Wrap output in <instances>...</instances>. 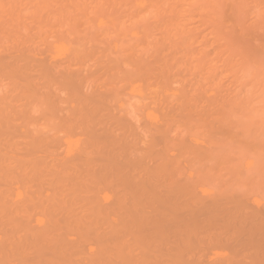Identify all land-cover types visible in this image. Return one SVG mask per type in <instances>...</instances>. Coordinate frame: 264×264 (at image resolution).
Wrapping results in <instances>:
<instances>
[{
  "label": "rangeland",
  "instance_id": "rangeland-1",
  "mask_svg": "<svg viewBox=\"0 0 264 264\" xmlns=\"http://www.w3.org/2000/svg\"><path fill=\"white\" fill-rule=\"evenodd\" d=\"M0 264H264V0H0Z\"/></svg>",
  "mask_w": 264,
  "mask_h": 264
},
{
  "label": "bare ground",
  "instance_id": "bare-ground-1",
  "mask_svg": "<svg viewBox=\"0 0 264 264\" xmlns=\"http://www.w3.org/2000/svg\"><path fill=\"white\" fill-rule=\"evenodd\" d=\"M14 203V202H13ZM109 207V206H108Z\"/></svg>",
  "mask_w": 264,
  "mask_h": 264
}]
</instances>
